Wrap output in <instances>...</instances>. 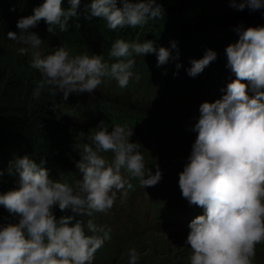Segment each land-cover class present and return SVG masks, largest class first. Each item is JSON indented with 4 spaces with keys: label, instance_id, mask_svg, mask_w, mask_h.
<instances>
[{
    "label": "clouds",
    "instance_id": "1",
    "mask_svg": "<svg viewBox=\"0 0 264 264\" xmlns=\"http://www.w3.org/2000/svg\"><path fill=\"white\" fill-rule=\"evenodd\" d=\"M67 3L65 8L63 0H43L32 15L18 19V33H7L8 40L22 45L19 54L30 56V67L39 73L33 100H40L45 89L54 96L62 94L63 101L69 95H91L107 80L126 88L141 79L134 71V54H155L157 68L179 59L175 40L165 48L152 40L117 39L107 60L103 54L73 56L63 46L45 55L44 41L30 29L43 20L49 33L57 28L68 32L69 21L80 15L81 0ZM228 7L259 11L264 17V0H228ZM84 11L85 19H102L112 31L165 15L157 0H91ZM233 31L238 39L224 51L225 67L235 79L220 90L224 93L220 99L200 104L199 117L190 129L197 135L178 174L182 197L203 209L187 225L190 264H253L264 243V26L241 23ZM216 59L215 51L205 50L201 59L190 61L188 76L196 77ZM181 67L175 64L177 71ZM109 129L101 120L91 133H78L87 142L76 145L80 179L75 186L51 179L44 159L36 162L24 155L10 162L7 175L16 178V187L0 193V206L12 217L11 222L0 223V264H93L97 251L111 239L112 229L94 219L85 224L80 217L111 210L118 192L132 187L128 177L139 180L143 188L162 180L159 165L153 173L146 167L140 143L130 142L134 128ZM109 152L111 161L103 155ZM4 174L0 171V177ZM56 207L70 214L57 218ZM127 255L128 264H138L136 248Z\"/></svg>",
    "mask_w": 264,
    "mask_h": 264
},
{
    "label": "trees",
    "instance_id": "2",
    "mask_svg": "<svg viewBox=\"0 0 264 264\" xmlns=\"http://www.w3.org/2000/svg\"><path fill=\"white\" fill-rule=\"evenodd\" d=\"M90 2L91 0H81L78 9L80 15L69 21L68 32L62 33L57 28L54 33H49L48 25L43 20L30 31H34L45 45L54 43L59 47L63 46L73 56L84 53L103 54L107 60L108 51L117 39L129 42L152 40L157 47L165 48L170 47V41L175 40L179 50L177 61H170L161 66L168 70L172 83L168 101L161 107L141 115L124 100L125 97L118 98V103L114 100L116 93L121 95L129 92L134 96L136 92L142 91V86H146L143 93L149 94L152 81L161 83L164 73L156 67L155 54H145L144 57L133 55L132 58L136 61L134 71L141 75L139 82L131 81L126 88H120L115 81L107 80L95 90L97 98L94 106L104 110H116L113 113L118 123L137 122L135 119L147 116L156 126L170 116H187L193 109L195 113H199L201 103L214 102L224 94L220 91L222 87L219 84L225 78L233 76L225 66L215 64L207 66V71L203 70L194 78L188 76L190 61L203 54L206 46L213 41V36L207 32L211 29L220 32L223 39L218 44L227 47L238 39L233 31L238 24L242 23L245 27L264 26V17L259 11H236L228 7V0H157L165 9L162 19L149 21L135 28L112 31L102 19H85V5ZM42 3L43 0H0V171L5 173L0 177V193L16 187V178L7 175V168L11 161L24 155H29L36 162L44 159L51 179L75 186L80 179L75 167V162L80 159L76 145L87 142L86 138L78 136L80 132L76 128L75 120H81V132L87 135L93 129L90 121L94 123L98 119L95 110L86 108L81 103L77 104L76 98L87 93L69 95L68 100L63 101L62 95L54 96L45 89L40 100H33L32 91L35 82L40 79L39 73L30 67L25 57H21L16 50L17 43L6 38L8 32L18 33V19L32 15L33 9ZM62 6L69 7L67 0H63ZM175 54L173 51V55ZM176 63L182 65L179 71L175 68ZM159 74H162L161 78L156 79ZM184 87H189L192 95H197L199 91L213 90L207 98L197 97L199 100L188 106L176 99V96L180 97L181 94L177 90H183ZM205 87L207 89H204ZM156 89L154 85L153 90ZM152 128L146 126L147 130ZM54 214L59 218L70 213L61 212L56 207ZM11 221L12 217L0 206V223ZM151 258L154 256L144 264H153Z\"/></svg>",
    "mask_w": 264,
    "mask_h": 264
},
{
    "label": "rangeland",
    "instance_id": "3",
    "mask_svg": "<svg viewBox=\"0 0 264 264\" xmlns=\"http://www.w3.org/2000/svg\"><path fill=\"white\" fill-rule=\"evenodd\" d=\"M207 33L213 36V41L206 46V50L211 49L217 53V59L209 65L215 64L225 66L227 63L224 51L226 46L223 44L220 46L218 44V42L223 39V35L220 34V32L217 33L214 29H211ZM44 46L46 45H42L43 49ZM55 48H57V46L51 44L48 53ZM203 54H200L199 56L197 55V58L195 59H201ZM160 69L161 73H167L166 75L164 74V79L160 84L157 83V80L156 83L152 81L150 83L152 87L149 90V94L143 93V89H146V86L141 87V92H136V94H139L140 96H150L152 99L155 97V102L158 104H161L164 101L167 93L171 94L172 86L168 70L162 67H160ZM206 70H208L207 67ZM161 75L162 74L157 75L156 79L161 78ZM232 78L235 79V75ZM234 79H227L226 86ZM154 85L157 88L156 90H153ZM204 89L207 88L205 87ZM189 90V87H184L183 90H177L181 94L180 97L176 96V99L185 102L188 106L192 105L194 101L199 100L197 97H193ZM203 94H206V91ZM95 95L96 92L91 95L85 94L82 95V97L76 98L77 104L81 103L86 108L95 110V113L98 114V119L94 121V123L93 121H90V124H92L93 127L91 132L101 120L108 124L110 127L109 130L115 125H126L134 128V135L130 140L133 139L134 142H138L142 146L140 150L145 156L146 167L148 166L154 173L155 165L158 164L163 178L157 184L158 186L155 185L153 187L145 188L140 186L139 180L132 178L131 181L136 186V190L131 192L125 189L123 194L118 192V199L114 207L107 212L109 216L105 218L106 221L97 222V224L106 225L112 229L111 239L107 241V248L111 252L121 251L125 248L126 241L131 239L132 248H136L140 254L138 264L146 263L151 256H154V258H151L153 264H190L192 253H187L190 246L185 243L188 229L183 228L177 230V226H180V221L184 216L183 203L185 201L181 200L178 196H173L172 191L178 187V174L183 170V166L187 162V157L190 155L192 145L191 139H195L197 135L190 129L194 126L198 118L185 117L181 120L170 118V121H168L166 125L157 124L155 126V122H152L147 117L143 116L140 118L141 120L130 117L137 122L127 121L118 123L117 117L115 116V113H113V111L116 110H110V108L104 110L98 106H94L97 98ZM115 98L116 97L114 96V99ZM220 98L221 97L218 99ZM152 99L145 100L140 104V108L136 106L133 108L142 111L146 104H149L150 106L152 105ZM102 100L105 101L104 99ZM73 111L76 112L74 109ZM127 116L129 117V115ZM75 122L77 123L76 128L81 132V128L83 127L81 120L76 118ZM174 125L178 127L177 131L179 135L172 134L170 127ZM146 126L153 128L152 130H147ZM103 155L107 159V154L104 153ZM108 158L109 161H111L113 157L111 158L109 156ZM168 206H172L173 210H177L178 217L176 218L175 223L169 222L167 225L164 224V226H168L169 229H163L161 220H156L157 214H161L160 212H157V209L163 210ZM145 213H148L149 215H146ZM130 219L135 223H139V234L132 233L134 223H131ZM187 222H190L189 219H187ZM123 224L126 231L123 230ZM149 228L152 230L150 231ZM144 230L146 231L144 232ZM128 233H132L133 235H129ZM126 249L128 251L130 247H126ZM124 251L125 249L123 252ZM184 255H186V258L182 257ZM126 258L129 260L128 255H126ZM119 259L122 260L123 257L120 256ZM257 264H261V262H258Z\"/></svg>",
    "mask_w": 264,
    "mask_h": 264
},
{
    "label": "bare ground",
    "instance_id": "4",
    "mask_svg": "<svg viewBox=\"0 0 264 264\" xmlns=\"http://www.w3.org/2000/svg\"><path fill=\"white\" fill-rule=\"evenodd\" d=\"M125 101H127V98H125L124 99ZM107 154V159L109 160V156L112 154V153H106ZM150 165V164H149ZM148 167V166H147ZM168 173V172H167ZM173 173V172H172ZM169 174V173H168ZM171 174V173H170ZM163 179V178H162ZM165 184V183H164ZM163 184V185H164ZM158 186V185H157ZM161 187V186H160ZM151 204H153V203H151ZM161 204V203H160ZM153 206V205H152ZM158 207V206H157ZM161 207V206H160ZM150 208V207H149ZM151 209V208H150ZM161 209V208H160ZM158 210V209H157ZM148 212V211H147ZM156 212V211H155ZM146 214V213H145ZM148 214V213H147ZM146 214V215H147ZM149 215V214H148ZM158 215V214H157ZM159 215H161V214H159ZM162 215H166V216H163V219H164V217H167V214L166 213H164V214H162ZM152 216V215H151ZM165 227V226H164ZM150 229V228H149ZM174 229V228H173ZM141 230V229H140ZM152 229H150V231H151ZM175 230V229H174ZM133 231V230H132ZM146 230H144V232H145ZM141 232V231H140ZM147 232H148V230H147ZM173 232V231H172ZM129 235H133L132 233L130 234V233H128ZM143 234H145V233H143ZM135 236V235H134ZM137 236H139V235H137ZM141 236V235H140ZM126 237H128V236H126ZM141 238V237H140Z\"/></svg>",
    "mask_w": 264,
    "mask_h": 264
},
{
    "label": "water",
    "instance_id": "5",
    "mask_svg": "<svg viewBox=\"0 0 264 264\" xmlns=\"http://www.w3.org/2000/svg\"><path fill=\"white\" fill-rule=\"evenodd\" d=\"M131 142H133V140H131Z\"/></svg>",
    "mask_w": 264,
    "mask_h": 264
}]
</instances>
